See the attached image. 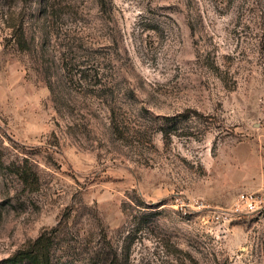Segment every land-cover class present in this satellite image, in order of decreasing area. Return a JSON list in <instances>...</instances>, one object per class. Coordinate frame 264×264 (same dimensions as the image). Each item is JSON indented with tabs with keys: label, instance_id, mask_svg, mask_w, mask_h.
Returning a JSON list of instances; mask_svg holds the SVG:
<instances>
[{
	"label": "rangeland",
	"instance_id": "1",
	"mask_svg": "<svg viewBox=\"0 0 264 264\" xmlns=\"http://www.w3.org/2000/svg\"><path fill=\"white\" fill-rule=\"evenodd\" d=\"M40 234L51 264H264V0H0V264Z\"/></svg>",
	"mask_w": 264,
	"mask_h": 264
},
{
	"label": "trees",
	"instance_id": "2",
	"mask_svg": "<svg viewBox=\"0 0 264 264\" xmlns=\"http://www.w3.org/2000/svg\"><path fill=\"white\" fill-rule=\"evenodd\" d=\"M46 240L48 238L44 234H40L33 241L29 242L26 247L17 250L7 257L5 261L17 264L28 259L33 264H51Z\"/></svg>",
	"mask_w": 264,
	"mask_h": 264
},
{
	"label": "built area",
	"instance_id": "3",
	"mask_svg": "<svg viewBox=\"0 0 264 264\" xmlns=\"http://www.w3.org/2000/svg\"><path fill=\"white\" fill-rule=\"evenodd\" d=\"M258 197L260 196H258L254 192H242L241 194H239L237 198V202L240 205L243 204V206L246 207V209L248 210H257L261 207V203H262L261 198ZM239 201L242 202V204Z\"/></svg>",
	"mask_w": 264,
	"mask_h": 264
}]
</instances>
